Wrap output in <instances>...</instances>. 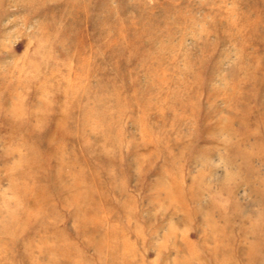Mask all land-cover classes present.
Returning a JSON list of instances; mask_svg holds the SVG:
<instances>
[{"label": "rangeland", "instance_id": "374dc122", "mask_svg": "<svg viewBox=\"0 0 264 264\" xmlns=\"http://www.w3.org/2000/svg\"><path fill=\"white\" fill-rule=\"evenodd\" d=\"M0 264H264V0H0Z\"/></svg>", "mask_w": 264, "mask_h": 264}]
</instances>
